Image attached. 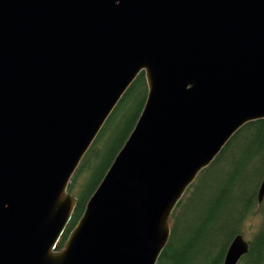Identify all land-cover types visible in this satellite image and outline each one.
Masks as SVG:
<instances>
[{"label": "water", "instance_id": "obj_1", "mask_svg": "<svg viewBox=\"0 0 264 264\" xmlns=\"http://www.w3.org/2000/svg\"><path fill=\"white\" fill-rule=\"evenodd\" d=\"M141 72L140 116L57 248L69 183ZM259 119L264 0H0V264H157L187 189Z\"/></svg>", "mask_w": 264, "mask_h": 264}, {"label": "trees", "instance_id": "obj_2", "mask_svg": "<svg viewBox=\"0 0 264 264\" xmlns=\"http://www.w3.org/2000/svg\"><path fill=\"white\" fill-rule=\"evenodd\" d=\"M147 93L141 72L84 155L68 186L77 204L57 248L78 223L132 132ZM199 175L172 214L170 238L157 264H222L233 238L245 236L253 219L249 251L239 264H264V200L257 197L264 175V119L240 128Z\"/></svg>", "mask_w": 264, "mask_h": 264}, {"label": "rangeland", "instance_id": "obj_3", "mask_svg": "<svg viewBox=\"0 0 264 264\" xmlns=\"http://www.w3.org/2000/svg\"><path fill=\"white\" fill-rule=\"evenodd\" d=\"M254 227H255V219H253V220H251L250 222L247 223L245 237H246L248 240H249L250 238H252Z\"/></svg>", "mask_w": 264, "mask_h": 264}, {"label": "bare ground", "instance_id": "obj_4", "mask_svg": "<svg viewBox=\"0 0 264 264\" xmlns=\"http://www.w3.org/2000/svg\"><path fill=\"white\" fill-rule=\"evenodd\" d=\"M244 132V131H243ZM245 139V138H244ZM237 149V148H236ZM235 149V150H236ZM230 171V170H229ZM244 175V174H243ZM200 176V175H199ZM224 176H226V175H224ZM258 178V177H257ZM258 180V179H257ZM210 181V180H209ZM215 182V181H214ZM248 182V181H247ZM260 182V181H259ZM203 184V183H202ZM215 193V192H214ZM195 199V198H194ZM238 213V212H237ZM215 249V248H214Z\"/></svg>", "mask_w": 264, "mask_h": 264}]
</instances>
